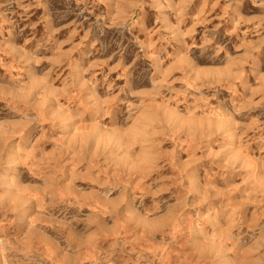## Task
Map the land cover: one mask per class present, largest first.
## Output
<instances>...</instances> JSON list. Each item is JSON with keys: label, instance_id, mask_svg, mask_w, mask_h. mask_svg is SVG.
Listing matches in <instances>:
<instances>
[{"label": "rangeland", "instance_id": "1", "mask_svg": "<svg viewBox=\"0 0 264 264\" xmlns=\"http://www.w3.org/2000/svg\"><path fill=\"white\" fill-rule=\"evenodd\" d=\"M0 264H264V0H0Z\"/></svg>", "mask_w": 264, "mask_h": 264}, {"label": "bare ground", "instance_id": "2", "mask_svg": "<svg viewBox=\"0 0 264 264\" xmlns=\"http://www.w3.org/2000/svg\"><path fill=\"white\" fill-rule=\"evenodd\" d=\"M246 158V157H245ZM249 158V157H248ZM259 184V183H258ZM196 190V189H195Z\"/></svg>", "mask_w": 264, "mask_h": 264}]
</instances>
